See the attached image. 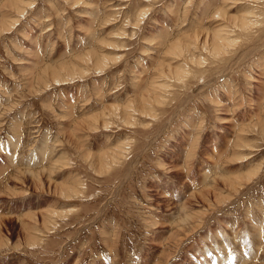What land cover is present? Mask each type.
<instances>
[{
  "label": "rangeland",
  "instance_id": "rangeland-1",
  "mask_svg": "<svg viewBox=\"0 0 264 264\" xmlns=\"http://www.w3.org/2000/svg\"><path fill=\"white\" fill-rule=\"evenodd\" d=\"M14 1L0 264H264V0Z\"/></svg>",
  "mask_w": 264,
  "mask_h": 264
},
{
  "label": "bare ground",
  "instance_id": "bare-ground-1",
  "mask_svg": "<svg viewBox=\"0 0 264 264\" xmlns=\"http://www.w3.org/2000/svg\"><path fill=\"white\" fill-rule=\"evenodd\" d=\"M24 2V0H15L13 3L12 2H8L7 3V5H14L15 3L16 4H21V2ZM23 4V3H22ZM25 4L27 5V4H29V2L27 3V2H25ZM24 4V5H25ZM31 5H33V3H31L30 4V6ZM23 6V5H22ZM26 7V6H25ZM28 7V6H27ZM148 9V8H147ZM146 10V9H145ZM148 11V10H147ZM146 11V12H147ZM217 10H215V13H217V16L218 15H220L218 12H216ZM139 14V13H138ZM21 15H23V9L21 10V12H20V16ZM142 15H144V14H142ZM145 16V15H144ZM143 16V17H144ZM92 17V16H91ZM140 19V18H139ZM143 19V18H142ZM247 19H241V24L243 25V26H245L246 24H247V21H246ZM15 22L17 23L18 22V20L16 21L15 20ZM14 22V23H15ZM10 23H13V22H8V24L9 25H12V24H10ZM8 25V26H9ZM16 26V25H15ZM4 27V26H3ZM11 26H9L8 28H6L5 29V31L7 30H9L8 32H10V28ZM226 31V30H225ZM214 34V36L212 37V45H215L216 43H218V45H216L215 47H216V49L218 50V51H220L222 48H223V46H219L220 44L222 45V44H224V45H227L228 44V36L226 35V33L223 31L222 32V34L220 33V31H217V32H215V33H213ZM205 40H206V37H205ZM173 46H175V47H178L179 45L178 44H172ZM216 50V51H217ZM88 51V50H87ZM217 51V52H218ZM90 52V51H89ZM84 53H86V52H84ZM83 54V53H82ZM78 56H80V55H78ZM76 57H77V55H76ZM87 57H90V55H88ZM67 62V61H66ZM61 66V65H60ZM61 67H63V66H61ZM48 68V67H47ZM102 67H100V65L98 66V70H100ZM66 71V70H65ZM68 71V70H67ZM70 72V71H69ZM61 73V72H60ZM181 75V74H180ZM60 78V77H59ZM163 78V77H162ZM57 79L55 78V80H54V82L56 81ZM65 80V79H64ZM60 81V80H59ZM63 80H61L60 82H62ZM159 81V80H158ZM67 82V81H66ZM161 85V84H160ZM160 85H159V83L157 82V81H153V83H151V84H149V86H148V88H147V90H146V92H145V96H146V98H148V99H150V100H154V98H155V92H156V90H159V89H157V88H160ZM149 91H151L150 93H149ZM216 102V101H215ZM221 105V104H220ZM106 123H104L103 125H105ZM11 143V142H10ZM11 145H14V142L11 144ZM46 146V142L44 141L42 144H41V147H40V151H38V152H40V155L42 156V155H44V153L46 152H44V147ZM103 155H105V160L103 161L105 164H107L109 161H110V165L111 164H113L116 160H117V156H119L120 154H118V153H115V154H109V153H104ZM190 158V157H189ZM54 168V167H53ZM22 170V169H21ZM29 169H27L26 171H20L21 172V174H23V175H29L30 177H31V180H32V182L33 183H35V184H37V186H38V184H40L41 183V174H42V172H44L45 171V169H40V170H37V171H28ZM31 170V169H30ZM208 174H209V172H207ZM216 176V175H215ZM206 177H207V175H206ZM217 177V176H216ZM211 178V177H210ZM218 178V177H217ZM217 178H214L212 181H211V183H213ZM30 179V178H29ZM210 183V184H211ZM207 184V183H206ZM39 187V186H38ZM206 189V196L210 193V186L209 187H206L205 188ZM66 196H68V195H66ZM204 200L206 201V197L204 198ZM186 208H188V210H181L180 212H181V216L179 217V221H180V223H181V226H180V232L182 231V232H184L185 231V228H186V226L187 225H190V222L189 221H194V223L192 224V231L193 232H197L199 229H201L202 228V215H196V214H194V213H190V211H189V204L186 206ZM180 214V213H179ZM26 217H28L30 220L31 219H34L35 218V212H28V214H27V216ZM25 226H27L26 227V230H28L29 228H33V225H32V223L31 224H28V223H26V225ZM24 226V227H25ZM253 226V225H252ZM261 226H263L264 227V225H263V223L261 224ZM254 227V226H253ZM179 231L177 232V234H179ZM28 233V232H27ZM187 234V233H186ZM31 235V234H30ZM29 235V236H30ZM179 236V235H178ZM187 240H189V238L187 239ZM263 243H261V245H262ZM261 247H263V246H261ZM226 248V247H225ZM227 248H232V246H227ZM264 249V248H263ZM226 250V249H225ZM231 251V250H230Z\"/></svg>",
  "mask_w": 264,
  "mask_h": 264
}]
</instances>
